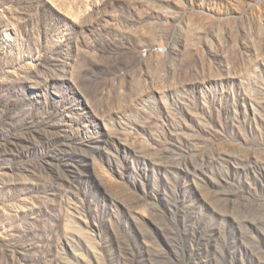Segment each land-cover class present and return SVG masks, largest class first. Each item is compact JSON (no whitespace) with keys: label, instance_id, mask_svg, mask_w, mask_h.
Masks as SVG:
<instances>
[{"label":"rangeland","instance_id":"rangeland-1","mask_svg":"<svg viewBox=\"0 0 264 264\" xmlns=\"http://www.w3.org/2000/svg\"><path fill=\"white\" fill-rule=\"evenodd\" d=\"M0 264H264V0H0Z\"/></svg>","mask_w":264,"mask_h":264}]
</instances>
